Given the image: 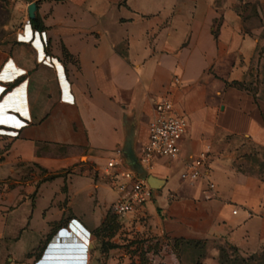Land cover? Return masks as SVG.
I'll return each instance as SVG.
<instances>
[{
	"label": "crops",
	"instance_id": "crops-1",
	"mask_svg": "<svg viewBox=\"0 0 264 264\" xmlns=\"http://www.w3.org/2000/svg\"><path fill=\"white\" fill-rule=\"evenodd\" d=\"M31 3L43 29L0 47V129L16 132L12 159L75 173L24 187L11 168L0 235L26 236L34 264H222L224 247L257 263L264 99L238 83L259 63L264 22L244 18L238 0H29L26 14ZM165 95L188 119L181 153L159 160L153 173L166 182L150 201L101 231L119 195L103 173L105 153L126 148L124 168L140 176L138 152ZM208 147L203 175L183 180L185 162ZM61 231L77 240L66 251L87 260L36 258Z\"/></svg>",
	"mask_w": 264,
	"mask_h": 264
},
{
	"label": "built area",
	"instance_id": "built-area-1",
	"mask_svg": "<svg viewBox=\"0 0 264 264\" xmlns=\"http://www.w3.org/2000/svg\"><path fill=\"white\" fill-rule=\"evenodd\" d=\"M27 31H30L28 39L23 36ZM33 31L32 18L27 14L22 30L18 35V40L31 41L34 34ZM175 81L179 83L180 79L175 77ZM187 129V117L175 110L174 102L169 95H165L156 101L155 115L148 126V140L140 147L138 152L139 162L148 174L153 173L159 160L174 159L180 155L182 139ZM3 132L0 129V133ZM4 133L8 135L16 134L13 129H9ZM209 151L210 148L208 147L197 157L185 162L184 168L180 173L183 180L193 182L203 175ZM124 164L123 149L117 148L115 155L110 157L103 166V173L119 193L112 207L113 212L119 217L132 213L138 207L150 201L153 198L155 190L147 179L124 168ZM214 186L212 183L211 187ZM72 222L73 220L69 226L75 229ZM76 226H78V230L83 231L82 227L77 224ZM81 244L84 246L81 250H88L87 244L85 245L84 242H81ZM76 260H87V253L81 252Z\"/></svg>",
	"mask_w": 264,
	"mask_h": 264
},
{
	"label": "rangeland",
	"instance_id": "rangeland-1",
	"mask_svg": "<svg viewBox=\"0 0 264 264\" xmlns=\"http://www.w3.org/2000/svg\"><path fill=\"white\" fill-rule=\"evenodd\" d=\"M29 0H0V47L1 46H15V40L24 25L26 8L22 4ZM237 6L241 9L244 18L252 19L259 24L264 22V3L262 0H238ZM255 10L258 11V16H255ZM264 36V33H263ZM259 63L254 66L253 72L250 73L248 79L242 83V87L249 90L256 98L264 99V38L259 48ZM37 109H42V105L38 104ZM1 128V127H0ZM13 146L12 137L5 133H0V193L6 189H10V182L12 180L11 168L20 170L18 176L26 187V182L31 179H38L41 182L56 179L57 177H65L73 172L74 166L63 169L58 173H52L46 169L40 168L36 165H27L21 163L18 159L11 158V148ZM116 149L107 151L104 159L107 160L114 156ZM86 157L82 158L85 161ZM97 174V173H96ZM156 176L154 173H150ZM55 176V177H53ZM158 177V176H157ZM112 190L113 187H111ZM115 191V190H114ZM33 194L32 198L35 199ZM10 230V229H9ZM8 230V232H9ZM59 233V232H58ZM56 235L48 236V239L40 242V249L37 250V257L42 258L46 248ZM30 246L26 236L19 235H0V264H34V259L28 258L25 255V250ZM230 258L226 264H251L250 258H244L240 255L228 252ZM35 258V259H36ZM243 259V260H242ZM245 259V260H244ZM257 263L264 264V256L259 258ZM236 260V261H235Z\"/></svg>",
	"mask_w": 264,
	"mask_h": 264
},
{
	"label": "water",
	"instance_id": "water-1",
	"mask_svg": "<svg viewBox=\"0 0 264 264\" xmlns=\"http://www.w3.org/2000/svg\"><path fill=\"white\" fill-rule=\"evenodd\" d=\"M36 3H31L28 7V12L29 15L32 19H34L36 17ZM9 95V94H8ZM125 151L126 148H123V156H124V161H130L125 159ZM134 171H136L142 178L147 179V181L149 182V184L152 186V188L154 189H159L161 188L164 183L166 182L165 179L159 178L157 176H154L152 174H148V172L143 168V166L138 163L135 167H134ZM71 236L68 235L67 233H63L62 231L59 233V235L53 240V244H49L48 247L45 250V253L43 255V257L41 258V260H45L48 256V254L50 253H55V254H60L62 256H60V258L66 259V260H75L74 257L78 256L77 254L74 256H71L73 254V251H66V249H70L71 247V242L76 243L77 240L73 239L71 241ZM79 245L82 246L81 242H78ZM53 249H60V251H54ZM71 254V255H70Z\"/></svg>",
	"mask_w": 264,
	"mask_h": 264
},
{
	"label": "trees",
	"instance_id": "trees-1",
	"mask_svg": "<svg viewBox=\"0 0 264 264\" xmlns=\"http://www.w3.org/2000/svg\"><path fill=\"white\" fill-rule=\"evenodd\" d=\"M255 16H258V11L255 10L254 12ZM32 23H33V27L37 30H41L43 29V24L41 22V19L39 17H35L34 19H32ZM238 85L242 87V83H238ZM55 177V176H53ZM115 217H118L114 212H113V215H110V217H108V221L106 223L103 224V226L100 228L101 231H106L107 230V224L109 226V223L115 219ZM107 243H104V247H106ZM110 246H112V244H110ZM229 250L232 251V253L236 254V255H239L238 254V250L234 247H224V248H221V257H220V260H221V263L222 264H226L227 263V260L230 258L228 252ZM243 260V259H242ZM245 260V259H244ZM236 261V260H235Z\"/></svg>",
	"mask_w": 264,
	"mask_h": 264
}]
</instances>
